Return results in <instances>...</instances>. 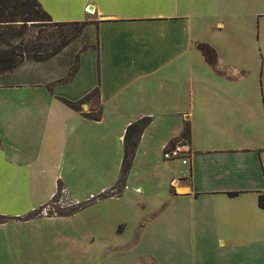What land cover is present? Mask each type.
Masks as SVG:
<instances>
[{"label": "crops", "instance_id": "obj_1", "mask_svg": "<svg viewBox=\"0 0 264 264\" xmlns=\"http://www.w3.org/2000/svg\"><path fill=\"white\" fill-rule=\"evenodd\" d=\"M39 1L55 21H88L93 39L69 83H55L71 65L62 51L0 74L13 94L0 103V264H264V111L241 80L243 60L264 51V0ZM199 43L217 51V70ZM26 65L44 67L42 79L8 80ZM98 86L102 120L60 99ZM143 117L122 194L94 202L120 208L33 212L91 168L94 148L117 153L118 173L88 197L111 190L126 129ZM186 121L191 158L165 159Z\"/></svg>", "mask_w": 264, "mask_h": 264}, {"label": "trees", "instance_id": "obj_2", "mask_svg": "<svg viewBox=\"0 0 264 264\" xmlns=\"http://www.w3.org/2000/svg\"><path fill=\"white\" fill-rule=\"evenodd\" d=\"M88 24V21H55L39 0H0V74H6L14 70L25 61L41 62L49 60L78 39ZM86 48L84 47L82 50ZM198 48L203 52L207 61L217 70V51L208 43H199ZM79 64L78 54L67 76L55 83H69L78 71ZM55 83L51 84L50 87ZM93 97H96L95 101ZM60 99L86 118L98 121L103 118L99 86L80 100ZM85 105L89 107L88 110L84 109ZM151 120V117H143L127 127L124 136L121 176L111 190L101 193L89 201L76 204L70 209L71 211L67 212L84 208L106 196H120L122 194L141 136ZM190 139L191 123L186 121L180 140L188 142ZM59 186L62 187L61 183ZM59 196L60 192L55 194L51 202L59 200ZM259 205L264 208V191L260 193ZM41 208L35 212L40 213ZM5 220V216H0V222Z\"/></svg>", "mask_w": 264, "mask_h": 264}, {"label": "rangeland", "instance_id": "obj_3", "mask_svg": "<svg viewBox=\"0 0 264 264\" xmlns=\"http://www.w3.org/2000/svg\"><path fill=\"white\" fill-rule=\"evenodd\" d=\"M93 35L87 30L83 32V34L72 42L68 47H66L61 54V61L65 65V63H70L71 65L75 63V58L79 54V51L84 47H88L90 41H92ZM264 48V44H263ZM73 61V63H72ZM235 63L236 61H232ZM244 74L241 79L244 85H246L250 92V103H258L261 109L264 111V51L261 49L260 44L257 46V50L250 53L244 60ZM71 65L69 70L71 69ZM44 67L40 66H24L10 77L8 80L22 81V82H37L42 79L44 76ZM69 72V71H68ZM6 79L0 76V82H4ZM5 92V93H4ZM13 94L9 91L2 90L0 87V103H6V100L11 98ZM13 98V97H12ZM5 100L4 102H2ZM93 100H96V97H93ZM85 110H88V106H84ZM98 148H94V152L91 151L89 154V163L91 164V168H86L82 171H75L69 173L70 182L66 183L68 185L61 184V186H57L56 194L60 192V196H62V200L64 203L61 205L59 202L55 205L56 210L54 212H67L71 211L74 205L79 203H84L89 201L91 197H88L91 191H94L96 188L100 187L102 184L109 182L110 179L114 177V173L117 172V160L118 155L113 150L105 149L103 153L97 154ZM100 157V161L103 163L102 166L92 165L97 161V158ZM78 158L81 159L82 163H84L85 155H79ZM118 173V172H117ZM121 176V171L119 172ZM120 178V177H119ZM61 187V188H60ZM60 188V189H59ZM65 188V192L61 189ZM74 198H79L78 201L74 200ZM48 203V202H47ZM46 203V204H47ZM45 204V203H44ZM43 204V205H44ZM42 205L33 209V212L40 209ZM120 208V202H97L94 204H90L85 206L84 208H79L77 211L80 212H107L113 211ZM55 209V207H53ZM35 210V211H34ZM53 217V216H50Z\"/></svg>", "mask_w": 264, "mask_h": 264}, {"label": "built area", "instance_id": "obj_4", "mask_svg": "<svg viewBox=\"0 0 264 264\" xmlns=\"http://www.w3.org/2000/svg\"><path fill=\"white\" fill-rule=\"evenodd\" d=\"M191 154H192V149L189 142L187 141H178L175 144L166 147L163 151V157L167 160L179 159L187 162L191 158ZM61 190L65 192V188H62ZM58 202L61 205L64 203V201L62 200V196L59 197V200L57 201H53V202L50 201L47 204L41 206L42 208L40 207L41 212L39 214L42 215L58 214L57 212H54L56 210V206H58L55 204H57ZM53 207H55V209H53Z\"/></svg>", "mask_w": 264, "mask_h": 264}]
</instances>
